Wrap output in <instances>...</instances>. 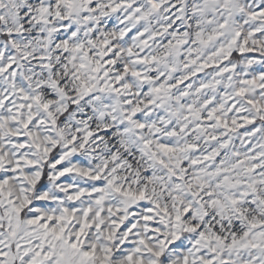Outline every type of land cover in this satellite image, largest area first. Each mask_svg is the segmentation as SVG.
<instances>
[{"label":"snow or ice","instance_id":"snow-or-ice-1","mask_svg":"<svg viewBox=\"0 0 264 264\" xmlns=\"http://www.w3.org/2000/svg\"><path fill=\"white\" fill-rule=\"evenodd\" d=\"M0 264H264V0H0Z\"/></svg>","mask_w":264,"mask_h":264}]
</instances>
